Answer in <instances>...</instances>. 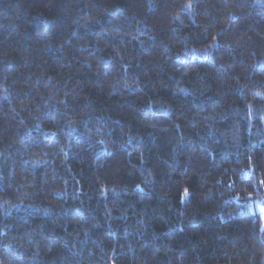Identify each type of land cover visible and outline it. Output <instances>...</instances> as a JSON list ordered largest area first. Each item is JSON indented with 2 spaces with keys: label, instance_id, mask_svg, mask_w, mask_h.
I'll list each match as a JSON object with an SVG mask.
<instances>
[{
  "label": "trees",
  "instance_id": "1",
  "mask_svg": "<svg viewBox=\"0 0 264 264\" xmlns=\"http://www.w3.org/2000/svg\"><path fill=\"white\" fill-rule=\"evenodd\" d=\"M264 0H0V264H264Z\"/></svg>",
  "mask_w": 264,
  "mask_h": 264
},
{
  "label": "rangeland",
  "instance_id": "2",
  "mask_svg": "<svg viewBox=\"0 0 264 264\" xmlns=\"http://www.w3.org/2000/svg\"><path fill=\"white\" fill-rule=\"evenodd\" d=\"M248 210L250 213L260 217L261 226L264 228V199L250 202L248 204Z\"/></svg>",
  "mask_w": 264,
  "mask_h": 264
}]
</instances>
